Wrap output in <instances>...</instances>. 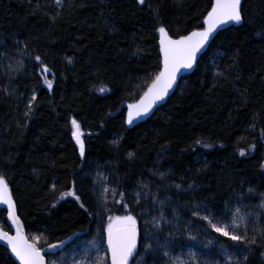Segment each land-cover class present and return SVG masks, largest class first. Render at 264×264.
I'll list each match as a JSON object with an SVG mask.
<instances>
[{
  "label": "trees",
  "instance_id": "1",
  "mask_svg": "<svg viewBox=\"0 0 264 264\" xmlns=\"http://www.w3.org/2000/svg\"><path fill=\"white\" fill-rule=\"evenodd\" d=\"M212 2L0 0V174L28 240L58 245L47 262L106 238L109 217L130 212L140 231L134 259L149 244L147 264L190 246L184 264H264V0H242V23L216 35L166 103L132 128L125 122V106L160 69L158 27L172 38L201 29ZM237 208L239 242L202 219L227 215L230 224ZM0 231L10 233L1 207ZM0 264H16L1 242Z\"/></svg>",
  "mask_w": 264,
  "mask_h": 264
},
{
  "label": "snow or ice",
  "instance_id": "2",
  "mask_svg": "<svg viewBox=\"0 0 264 264\" xmlns=\"http://www.w3.org/2000/svg\"><path fill=\"white\" fill-rule=\"evenodd\" d=\"M139 5H144L146 0H135ZM57 7H63L64 0H54ZM151 7V5H149ZM55 18V17H54ZM243 21L241 0H213L210 10L203 19L202 30H193L186 35H181L176 39H173L169 35L168 30L164 26L158 27L157 31L160 34L159 45L160 52L162 53L163 67L157 75L152 79L151 84L140 100L136 103L128 105V119L127 123L132 124L133 120L142 115H146L152 107L159 101H162L169 93V90L176 82L177 74L181 69H191L197 62V55L205 48L213 37V34L217 32L223 25L235 24L239 25ZM37 61H41L40 56H36ZM69 63L71 59L69 58ZM43 73H49L47 65L43 66ZM219 74V73H218ZM49 89L53 84L51 80H45ZM106 89L101 88L100 91ZM33 101L35 96L31 98ZM29 111L31 110V103L28 105ZM25 115H28L26 112ZM72 124V136L75 139L76 144L79 146V153L81 156L85 154V144L82 139L84 133L81 131V126L76 119L71 120ZM200 143V141H197ZM210 145H205L208 147ZM251 149H255V145L250 146ZM129 157H132L134 153H128ZM240 155L244 156L245 151L240 150ZM264 167V165H262ZM177 188L180 185L176 186ZM192 185H189L191 188ZM65 195L75 196V192L65 193ZM79 200V197L76 196ZM162 203V202H161ZM0 204L7 205L8 219L16 227V234L9 235L6 231H0V241L6 242L7 246L11 249V253L19 261V264H46L44 255L41 253V249L37 247V241L39 237H33V242H29L21 231L22 225L19 217L16 215L15 203L12 198L11 191L9 189L8 182L4 175L0 174ZM81 208H84V204L81 203ZM227 207V206H226ZM204 211H208L207 208ZM198 215V213H193ZM202 219L206 220L210 228L220 235L229 238L232 241H241L245 237L237 234V231L241 228V224L245 221V217L240 215L239 208L236 209L233 214L231 223H222L227 219V215L217 217L204 216ZM215 219L216 222H213ZM164 220L163 213H161L158 219L154 218L152 224L154 228H160V221ZM232 229V230H230ZM107 246L111 253V264H128L129 258L133 256L137 251L138 241L140 240V231L137 227V219L130 212L122 216L109 217V223L107 226ZM246 236V233H245ZM255 244V239L249 241ZM63 243V242H62ZM50 247L56 248L58 245H51ZM144 254L141 255L140 260L136 264H147V257L153 254L152 246L144 244ZM160 247H164L160 245ZM163 255L167 256L168 253L164 252ZM247 259V257H245ZM55 264V262H53ZM102 264V261L100 262Z\"/></svg>",
  "mask_w": 264,
  "mask_h": 264
},
{
  "label": "rangeland",
  "instance_id": "3",
  "mask_svg": "<svg viewBox=\"0 0 264 264\" xmlns=\"http://www.w3.org/2000/svg\"><path fill=\"white\" fill-rule=\"evenodd\" d=\"M0 205L1 208L7 209V205ZM184 250L185 251L182 253H180V251L177 253H169L164 264H184L185 256L187 254H194L192 246ZM105 257L107 259V236L106 238L94 236L89 240H80L74 246H71L65 251H61L56 256L51 257L47 264H53V262H55V264H100L101 260ZM140 257L141 256H137L135 259L133 258L134 260L131 264H136V262L140 260ZM197 258L201 259V256H197ZM157 264L159 263L157 262Z\"/></svg>",
  "mask_w": 264,
  "mask_h": 264
},
{
  "label": "water",
  "instance_id": "4",
  "mask_svg": "<svg viewBox=\"0 0 264 264\" xmlns=\"http://www.w3.org/2000/svg\"><path fill=\"white\" fill-rule=\"evenodd\" d=\"M241 2H242V0H241ZM212 3H213V2H212ZM239 25H240V24H239ZM239 25L228 24V25H223V26H221V28H219V29L217 30V32L213 34V37L210 38V41H209V43H208L207 45H205V48L202 49L200 53H198V55H197V62H198V60L201 58V56L207 51L209 45L213 42L214 38L216 37V35H217L219 32H221V31H223V30H225V29H227V28H229V27H232V26L237 27V26H239ZM198 30H202V28H201V29H198ZM159 39H160V34H159V32H158V51H159V56H160V69H159V71H160V70L162 69V67H163V64H162L163 56H162V53L160 52ZM173 39H176V38H173ZM197 62H196V64L194 65V67L191 68V69H181L180 72L177 74L176 82H175V84L173 85V87L169 90L168 95H167L162 101L157 102V103L152 107V109H151L146 115H142V116H140V117L135 118V119L133 120L132 124H128V123H127V119H128V111H129V109H128V105H126V106H125V109H126V111H125V122H126V125H127L129 128H132V127H134V126H136V125H138V124H140V123L146 121V120H147V119L153 114V112H154L157 108H159L160 106H162V105H164V104L166 103V101L168 100V98H169V97L173 94V92L175 91V89H176L177 85L179 84V82L181 81V79L184 78V77H187V76L191 75V74L194 72V70H195V68H196V65H197ZM159 71H158V73H159ZM158 73H157V74H158ZM151 82H152V81H151ZM150 84H151V83H150ZM150 84H149V85H150ZM148 87H149V86H148ZM148 87L146 88V90H145L144 92L147 91ZM144 92H143V94H144ZM143 94H142V95H143ZM142 95H141V96H142ZM140 98H141V97H140ZM140 98H139L136 102H138V101L140 100ZM136 102H135V103H136ZM0 206H1V205H0ZM9 222H10V233H9V235H13V236H14V235L16 234V227H15V225L12 224L11 220H9ZM21 231H22V230H21ZM22 233H23V235L26 237V235L24 234L23 231H22ZM0 242H1V244L3 245V247H4L5 249H7L8 253H9L10 257L13 259V261H14L16 264H19V261H18V260L15 258V256L11 253V249L7 246L6 242H4V241H0ZM29 242H30V241H29ZM138 243H139V241H138ZM137 250H138V245H137ZM54 251H55L54 248H53V249H49V248L41 249V253H42V255H44V258H45V262H46V264H47L46 255L49 254V253H53ZM136 254H137V251H136V253L133 254L132 257L129 258V262H128V264H131V263H132L133 258L136 256ZM107 260H108V264H111V253H110V251L108 250V246H107Z\"/></svg>",
  "mask_w": 264,
  "mask_h": 264
}]
</instances>
